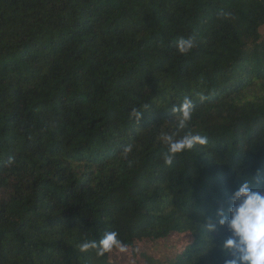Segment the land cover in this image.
<instances>
[{
	"label": "trees",
	"instance_id": "1",
	"mask_svg": "<svg viewBox=\"0 0 264 264\" xmlns=\"http://www.w3.org/2000/svg\"><path fill=\"white\" fill-rule=\"evenodd\" d=\"M263 25L264 0H0V264H118L113 231L224 264L207 218L264 190ZM188 133L206 142L166 164L162 134Z\"/></svg>",
	"mask_w": 264,
	"mask_h": 264
},
{
	"label": "clouds",
	"instance_id": "2",
	"mask_svg": "<svg viewBox=\"0 0 264 264\" xmlns=\"http://www.w3.org/2000/svg\"><path fill=\"white\" fill-rule=\"evenodd\" d=\"M177 50L181 54L190 51L194 46L191 38H181L177 41ZM193 102L185 97L182 103L173 111L179 113L178 127L183 128L192 116ZM142 112L135 108L130 111V118H139ZM161 140L167 145L165 163L171 164L176 153L190 150L196 144H203L206 138L199 134L188 133L179 139L170 134H162ZM131 147L126 149L130 151ZM243 182L231 193L225 207L216 209L218 220L216 223L207 218L205 227L208 231H215L216 225L226 226L231 235L224 237L218 244L223 254L224 264H264V190H260L255 183ZM89 243H82L81 250H87ZM117 248L123 250L118 233L107 232L99 242V249L107 252ZM231 257V258H228Z\"/></svg>",
	"mask_w": 264,
	"mask_h": 264
},
{
	"label": "rangeland",
	"instance_id": "3",
	"mask_svg": "<svg viewBox=\"0 0 264 264\" xmlns=\"http://www.w3.org/2000/svg\"><path fill=\"white\" fill-rule=\"evenodd\" d=\"M260 32L264 36V25ZM190 240L191 238L187 236L170 234L166 239L159 240L152 245L135 242L131 247H125L123 250L118 249L111 255L118 264H150L145 258H150L153 261L159 259L162 264H166L169 257L186 248Z\"/></svg>",
	"mask_w": 264,
	"mask_h": 264
}]
</instances>
